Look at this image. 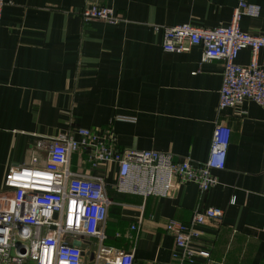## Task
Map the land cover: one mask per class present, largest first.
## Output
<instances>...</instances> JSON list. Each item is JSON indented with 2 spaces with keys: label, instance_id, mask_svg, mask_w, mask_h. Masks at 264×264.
<instances>
[{
  "label": "crops",
  "instance_id": "crops-1",
  "mask_svg": "<svg viewBox=\"0 0 264 264\" xmlns=\"http://www.w3.org/2000/svg\"><path fill=\"white\" fill-rule=\"evenodd\" d=\"M0 21V198L11 167L31 155L45 164L49 140L77 139V128L115 135V149L154 151L205 162L212 128L230 129L223 169L200 195L194 184L166 198L119 194L117 166L95 168L86 154L70 157L72 173L98 178L110 201L104 240L85 238L82 264H103L115 250L132 253V264H174V240L166 225L188 223L195 210L218 209L217 222L200 226L191 245L194 264H264V106L243 101L216 112L222 64L201 60L202 49L162 50V28L189 24L210 29L229 25L239 0H4ZM241 16L239 30L264 35V0ZM111 9L114 25L85 22L87 4ZM264 73V48L257 52ZM249 50L235 63L245 66ZM116 116L134 122L113 121ZM40 147L37 148V145ZM5 204L0 200V207ZM134 227V229H132Z\"/></svg>",
  "mask_w": 264,
  "mask_h": 264
},
{
  "label": "built area",
  "instance_id": "built-area-1",
  "mask_svg": "<svg viewBox=\"0 0 264 264\" xmlns=\"http://www.w3.org/2000/svg\"><path fill=\"white\" fill-rule=\"evenodd\" d=\"M4 0H0V21ZM258 7L238 1L226 27L197 28L189 24L162 28L161 47L167 53L187 52L193 46L202 49L201 60H218L222 64L221 84L216 112L233 108L243 101L264 106V73L257 64V52L264 48V35L241 32V16L256 17ZM85 22L117 24L121 18L111 9L87 4L80 13ZM249 50L245 66L235 63L239 51ZM113 121L134 122L133 118L116 116ZM77 139L61 135L49 140L47 159L39 166L31 155L27 166L11 167L4 177L3 188L10 198H0V264H82V244L94 238L101 244L110 201L98 178L71 172L70 157L86 154L92 167L101 163L117 166L114 189L119 194L142 198H166L178 186L194 184L204 194L216 184L214 172L223 169L230 129L215 124L209 140L205 162L194 164L188 158L180 161L154 151L115 149V135L108 127L97 132L77 128ZM40 144L37 145V148ZM218 209L195 210L188 223L171 220L166 232L174 240V264H194L192 243L201 235L200 226L217 222ZM134 229V227H132ZM133 255L115 250L103 258V264H132Z\"/></svg>",
  "mask_w": 264,
  "mask_h": 264
}]
</instances>
